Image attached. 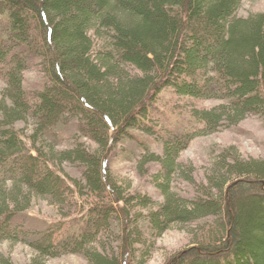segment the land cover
Segmentation results:
<instances>
[{"label":"trees","instance_id":"16d2710c","mask_svg":"<svg viewBox=\"0 0 264 264\" xmlns=\"http://www.w3.org/2000/svg\"><path fill=\"white\" fill-rule=\"evenodd\" d=\"M243 2L0 0V245L32 247L33 264L66 255L147 264V254L138 261L149 245L134 222L141 208L157 238L217 219L214 243L168 264H264V160L235 149L207 183L183 163L199 137L264 119V13L242 16ZM32 71L41 84H29ZM125 139L140 143L143 170L162 166L163 205L129 195L115 177ZM177 177L198 196L176 191ZM37 199L80 211L51 222L29 213ZM120 235L118 246L106 242ZM0 264L16 263L0 255Z\"/></svg>","mask_w":264,"mask_h":264},{"label":"rangeland","instance_id":"374dc122","mask_svg":"<svg viewBox=\"0 0 264 264\" xmlns=\"http://www.w3.org/2000/svg\"><path fill=\"white\" fill-rule=\"evenodd\" d=\"M242 16L248 17L255 14L264 13V0H244L241 11ZM42 74L38 71H32L28 75L29 84L37 86L42 82ZM6 84L0 80V98ZM208 106L217 107L220 102H208ZM206 104H201L205 107ZM144 138H149L145 133L140 132ZM237 149L245 159L264 160V119L254 116L244 121L237 128H228L223 131L199 137L192 148L183 156V163L189 168H193L196 173V179L200 183H207L209 176L213 173L216 162L220 161L229 152ZM155 150L162 154L163 147L155 145ZM144 150L139 142L132 139H125L118 147L112 162V169L115 177L122 187L126 188L129 195H147L151 196L161 205L166 203L161 190L156 183V176L162 171V166L153 164L149 171L142 169L141 163L144 156ZM230 155V154H229ZM66 168L75 177H83L79 166L67 164ZM145 173V174H144ZM175 189L183 197L194 198L199 194V186L190 183L183 177L175 179ZM95 197L87 196L84 200L88 205L95 203ZM135 204L134 207H137ZM80 210L77 206L64 208L48 199H37L29 210V213L41 219L48 221L66 220L73 221L77 218ZM148 213V212H147ZM146 211L139 208L135 214V225L142 228L146 233L147 244H141L138 247V261L142 263L143 257L147 254V264H168L170 259L182 252L206 243H214L217 239L215 229L217 219L210 218L207 221H201L195 225H178L162 238L154 236L152 228L145 218ZM118 225V224H117ZM119 230V229H118ZM120 236L107 239L106 242L111 247L118 246ZM0 255L11 259L16 264H33L38 258V253L30 246L23 243H4L0 245ZM44 264H93L88 258L81 255H66L59 259H51ZM138 264V263H136Z\"/></svg>","mask_w":264,"mask_h":264}]
</instances>
